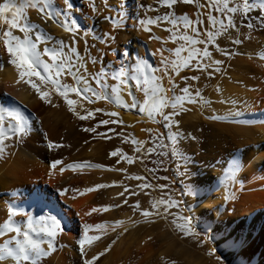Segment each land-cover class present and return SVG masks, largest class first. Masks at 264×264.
Masks as SVG:
<instances>
[{"label": "rangeland", "instance_id": "rangeland-1", "mask_svg": "<svg viewBox=\"0 0 264 264\" xmlns=\"http://www.w3.org/2000/svg\"><path fill=\"white\" fill-rule=\"evenodd\" d=\"M90 1L95 3L96 5L95 12L92 10L91 7H89ZM156 2H158V5H155L156 10L151 12L152 16H150L151 13L149 15L150 18H153V20H155L157 16L162 18L166 13L169 12H171L176 17L187 14L190 19H195L199 14L201 15L202 19H204V24L202 25L203 28H207V25L210 27L206 19V9L198 8V4L204 3L202 0H193V3L191 4L177 3L173 5L172 9H166V7H164L165 4L162 3L161 0H156ZM160 3L164 6H162ZM52 4L54 8L63 9L67 7V5L65 4V0H52ZM72 4V14L81 26V30L76 34L75 37H73L72 32H65L64 28L61 27V24H58L55 21L48 20L46 17H43L41 13L36 9L27 10L26 15L34 26L39 27L40 33L50 36L52 40H63L66 44H70L72 43L71 41L75 39L77 42L76 46L82 58V63L86 65L89 73H95L99 71L100 68L104 65L108 66L110 69L119 68L122 64H124L125 66H131L132 58H130V56L129 58H126L123 55V49L119 48L112 55H109L111 53V49L108 47V44L102 43L100 41V37H102L105 32H109L114 37L115 31L117 32L122 28L128 27L127 24V26L124 25L125 27L123 26L122 28L121 26L113 28L111 23L104 19V17L106 16H111L109 12V10H112L111 8H113L115 12L128 10L129 12H131V14H133L132 17L134 20L136 17L146 19L144 18L146 17V5L144 4V0H72ZM163 7L164 9H162ZM157 9L159 10L157 11ZM85 10H88L86 12L87 14L84 13ZM106 11H108V13ZM213 14L215 15L216 13L213 12ZM8 15L10 17V14ZM87 21H89V24H87ZM168 23L169 22H165L163 19L155 22V24L158 25L159 28L161 26L165 27V29L163 27L165 31L161 29L162 34L165 36L166 39H168L169 37L170 40L168 39V43L169 41L170 43L168 44V48L170 50H174L179 47L182 42L178 40L173 41L171 39V32L169 31V29H172L173 26ZM6 29L7 25L3 22V18H0V33H2ZM85 29H87V35H85ZM130 29L125 28L127 42L132 41L130 45V51L132 52L135 47L133 40L137 44H141L142 40L144 41L147 39L144 38V35H142L141 32L137 31V28H134L132 30ZM13 31L15 35L22 36V34L18 31ZM180 31L181 33H183L184 29L181 27ZM145 32V36H147L148 40H151L152 37L150 35V32ZM235 37L241 40L240 45H235L232 43V40ZM240 37L235 35L231 40H227L226 38H224L220 42L221 48L219 47L218 50L215 49L216 47L214 45L209 46V50L212 51L213 57L215 58L216 56V58H219V61H221V70L219 72H213L212 76L209 77L207 72L202 73L200 71L182 69L180 72L181 76H179L178 79L179 86L181 88L185 86L184 81L180 78L182 76H200L201 80L199 81H188V83L193 85V89L199 88L200 91L201 88H203L204 86L208 88L213 78H216L215 74H217V76L220 75L219 78H223L224 75L229 72V68L233 66V63L236 62L234 61L235 58L240 55L243 56L242 51L245 49L244 46L247 45L246 43H248V39L245 40L246 38ZM69 38L73 39L69 41ZM0 40V68L11 67L13 65L8 62L10 58L7 54V50L2 42V39ZM97 45L100 48L98 47L97 49ZM242 45L244 46L242 47ZM44 46L45 45L42 43L40 45V49L42 50ZM170 46L172 48H170ZM203 47L204 45L201 46V48ZM224 49L230 51L232 55L226 56L223 52ZM93 50H95L96 52ZM168 53L171 56V61L173 60V58H176L174 54L171 55L170 52H167V54ZM181 55L182 57H184L187 55V52H184ZM45 59H47V57H45ZM93 59L96 60L95 64L92 63ZM151 64L156 65L153 62ZM15 70L17 69L15 68ZM224 70L226 72H224ZM208 71H211V69H209ZM223 72L225 74L222 77ZM27 79L28 77H25V80ZM32 79L39 83L37 78L33 77ZM108 81V84H110L112 79H109ZM62 82L74 84L71 77H64L62 79ZM18 83L19 86H21L20 91H22L23 95H25V98H27L24 99L25 101H23L22 103L23 108L21 113L32 121V128L30 134L28 135L29 137L27 136L23 139L24 142H17L15 138L12 140H5V145H7V147L4 151L5 154L3 153V156L11 153L15 154L18 148L24 149V145L27 142H32L33 144L35 143L34 145L36 147H38L37 151L39 152V154L43 153L44 155H48L53 158L49 160L50 162H48V164H51V162L57 159L62 160V164L58 165V167L60 169L63 165L66 174L70 176V182H66L65 184L61 185V187L57 186V183H46V185H43L41 180L35 179L37 180V190L41 191L40 193L42 194V199L38 203H34V205L29 208L31 210L25 209V212H28L34 216H38L42 213H48L49 211L54 215L64 213L66 210L70 212L69 201H71L73 196H78L81 190L83 191L85 188L94 187L95 185L99 184L109 185L106 188L98 189L96 191L84 194L85 196L92 194L90 204L96 200L97 205L95 204L94 207H97L99 205L98 208H100L101 211L96 212V216L102 218L103 221L106 220V222L110 220V222H107L105 224V226H107L108 228L104 225H101L102 229H115L114 231L109 230V233L107 231L102 230L101 232L100 230L96 231V234L100 236V240L93 243L90 247L89 245L85 246L88 257H91L92 255L103 251L105 248H108L109 245H111L108 251L109 254H111V249L113 246L117 245V249H119V254L113 259H111L108 252H106L103 257H100L97 261H95V264H103L104 262L106 264H230L227 262L223 252L218 249V247L213 245L210 237L208 236L204 228L200 227L197 223H194V221H192L193 227L191 233L181 231L179 228L176 227V224L173 223L174 215L172 214H182L183 216H190V212L188 211L189 201L186 200V197L183 196L181 193L185 188H188L187 176L192 174L193 171V165L190 162L191 160L194 161L197 166L200 164L199 166L202 165L204 167V165L209 164V166L212 167L214 171H216V173L218 172V174L220 175L221 172H219V167H222L224 165L223 163L229 160V155L235 154L239 149V144L235 142V136L231 133L227 135L221 134L214 127V124H230L229 126L234 127H238L240 126V124L235 125V122L231 120L219 121L209 119L210 114H205L207 112L204 110H199V112L197 111L196 115L197 118H200H198L199 120L197 118H193V120L192 118H190V116L193 114V111L196 110H192V108L190 107L187 108V106L186 108L188 109V111L181 114V116L177 118L179 120L178 130L180 132V136L177 140L180 157L177 158L171 155L173 144L171 141L167 140V130L162 126V124L153 123L152 121L148 120L147 117L146 121L143 122L142 120L137 118L139 114L135 109L121 108V106L119 107L118 105H114V102H109L105 100H97L95 103H88L87 100H84L74 94H71L69 98L77 101V103L73 106L76 108L77 113L81 115L85 114L84 109L93 111L94 113V118H89L87 120L81 121L78 118L77 114H74L73 112L69 111L68 105L64 102L63 98L58 95V93L52 90L51 85L41 86L42 89L48 90L50 92L49 99L51 100V103H46L45 101H42L39 98V95L29 84L25 83L23 80L20 79ZM134 83L135 82L132 81V84L136 90V85H134ZM205 84H207L208 86ZM0 85L3 86L4 83L1 82ZM92 87L96 88L94 83H92ZM97 90L99 91V89ZM177 93L179 94L178 89ZM89 95H91V93ZM96 109H103L104 111L96 112ZM109 111L117 112L119 114V119H121L120 115H125L129 113L137 120L135 119V122L133 121V123H130L128 125L119 123H113L109 125H98V122L100 120L117 119V117H109L108 115H106V113H109ZM166 111H171V109H166ZM201 113L203 114L201 115ZM184 116L186 118H184ZM186 119L189 120L187 121ZM145 124L155 126V129H153L154 131H147V129L152 128L146 127ZM246 125L247 124H245V126ZM135 126H138L139 130L142 131L141 133H143L142 137H144V143L142 145V148L145 151L148 148L153 147L154 143H157L155 136L156 132L158 131L163 137L162 142L168 146L169 155H158L157 153H160L162 151V149H160L159 147H156L155 152L152 154L142 155L140 152H135V146L131 142L133 139H135V134L133 132V128ZM242 126H244V123ZM85 127H96V133L84 132L82 129ZM252 127L253 125L250 124L246 126V128ZM173 130H176L175 127ZM97 133H99V135ZM116 133H121V135L117 136ZM193 137H195V139H193ZM49 141L53 143H59L62 145V147H60L59 149H49ZM230 141H234L235 143L231 144ZM231 145L235 146L232 147L231 150L229 149L227 151L226 148ZM117 150L122 151L128 156L137 158L136 162L133 165H129L122 160L118 162L116 157L110 158L109 154L112 151ZM6 151L9 152L6 153ZM0 158L2 159V156ZM77 162H90L91 164H99L103 167L94 168L85 166L77 168L75 170L67 169V164ZM202 163H204V165ZM113 169H123L126 171ZM151 169H155V171H151ZM134 176H143L146 178V180L137 181L136 179L131 178ZM144 182L149 183L151 187L143 190L136 187L137 184ZM161 185H164L166 187L161 188ZM65 188L70 190L65 196H59L57 190ZM77 188L80 191H75L77 190ZM125 188H128L129 191L125 192V194L121 196L120 193L124 192ZM133 192L137 194L132 195L131 193ZM84 195H81V197H84ZM169 197L182 202L179 208L173 207L169 209V213L172 214L164 213L163 207L160 206L158 203L161 199L167 200ZM5 200L8 201L7 199ZM125 200H127V204L124 203ZM6 201H1L0 203ZM137 202H139V209H135L133 207L137 204ZM108 204L109 206H112V208L109 207L110 210L103 211V208L105 206H108ZM16 205L14 206L20 209V206L17 203ZM91 205L93 206L94 203H92ZM115 205L121 206L115 207ZM5 206H0V223H3L8 217L9 206ZM154 206L160 208L161 215L157 216L154 214L149 217H144L141 215V210L153 211ZM117 212H122L124 215L126 213V215L128 216L127 219L131 222V225L124 231H119L120 229L117 228H119L120 225L118 226L114 224L115 221L120 220L118 219L120 217L118 215L119 213ZM114 213L117 214L115 215ZM106 214H111L113 216H110L109 218L106 217ZM114 215L115 218H113ZM20 219L23 220L24 217H18V220ZM66 219L70 223V225L67 226L66 224H64V229L68 230L69 232H72L74 235L77 236L78 239H81L83 236V225L80 223L79 219H71L67 215ZM181 222L182 221L177 220V223ZM2 240V237H0V242ZM113 241H115V243H112ZM56 245L57 246L55 251L52 252L53 257L55 255L57 256V254H59V252L61 251L60 247L62 244L56 240ZM76 247L75 250L73 249L69 253L71 254V263L69 264H83V260L85 257L80 255L81 253L79 254V251ZM250 255L248 256L247 263L245 264H254V262L256 261L257 252L255 249ZM52 256L51 258L49 256L46 257L43 264H55L56 261L52 258ZM217 257H220V259L217 260ZM52 260H54L55 262ZM251 260L255 261L252 262Z\"/></svg>", "mask_w": 264, "mask_h": 264}, {"label": "snow or ice", "instance_id": "snow-or-ice-1", "mask_svg": "<svg viewBox=\"0 0 264 264\" xmlns=\"http://www.w3.org/2000/svg\"><path fill=\"white\" fill-rule=\"evenodd\" d=\"M161 2L168 9H172L173 5L177 3L191 4L193 0H161ZM65 4L67 7L60 9L53 7L52 0H19V2L18 0H3V3H0V18H3V22L7 25V29L0 33V39H2L10 58L8 62L19 71L20 80L29 84L39 95V98L46 103H51L49 99L50 92L43 90L41 86L51 85L52 90L58 93L68 105L69 111L77 114L81 121L94 118V113L87 109H84L85 114L83 115L77 113L76 108L73 107L77 101L69 98L71 94L87 100L88 103L105 100L114 102L126 109H137L140 114L146 115L148 120L153 123L162 124L167 130L166 138L173 144L171 155L177 158L180 157L177 145V140L180 136L178 130L179 120L177 118L188 111L185 107L186 104H197L203 100V96L199 88L193 89V85L188 83V81H199L201 79L200 76L180 77L185 85L182 88L176 83L175 77L180 76L182 69L195 70L202 73L207 72L209 77L212 76L213 72H219L221 70V61L213 59V53L209 50V46L215 45L219 36H230V30H235L239 35L236 22L237 16L240 17L241 26L254 29L257 25L253 23L251 13L259 11L260 15L255 19L259 22V28L264 29V0H205V3L198 4V8H208L206 19L210 25L209 28L202 27L204 19L199 14L195 19H190L187 14L176 17L171 12L166 13L162 18L157 16L155 20L152 18L146 20L136 17V23L132 25L134 28L138 25L153 24L161 19L165 22H170L173 26L172 29H169L171 39L182 42L176 49L168 50L170 54H174L176 57L172 61H169L167 57L163 56L164 49L158 50L161 53V64L168 78L169 86L165 88L162 84L163 77L155 75V73L160 71V68L140 58H137L138 62L131 66L122 64L119 68L110 69L104 65L99 71L89 73L86 65L82 63L75 39H73L71 44H66L63 40H52L50 36L40 33L39 27L34 26L26 15L28 9H36L43 17L61 24L65 32H72L73 37H75L81 30V26L72 14V0H65ZM89 7L94 12L96 11L95 3L90 2ZM213 12L216 14L214 15ZM8 14H10V17ZM104 19L109 21L113 28L119 27L120 24L127 26V21L120 12H117L114 16H106ZM245 21H247L246 24ZM181 27L184 29L183 33L180 32ZM13 30L18 31L22 36L15 35ZM84 31L85 35H87V29ZM144 31H149V29L145 27ZM113 39L115 37L109 32H105L100 37L101 42L105 44H107L108 40ZM42 43L45 46L41 50L40 45ZM232 43L240 45L241 40L236 38L232 40ZM197 45H204V47L198 48ZM184 52H187V55L182 57L181 54ZM224 54L226 56L232 55L228 50H224ZM123 55L127 57L126 52ZM261 58L264 59V56ZM92 63L95 64L96 60L93 59ZM169 64H171V72L175 75L168 73ZM209 69L211 71H208ZM25 77H28V79L25 80ZM33 77L37 78L39 83L34 81L32 79ZM64 77H71L74 84L62 82ZM109 79L125 84L130 80L134 81L136 90L144 94L145 100L143 104L138 107L131 87H129L128 95L132 97V103L126 104L121 99L119 85H109L107 82ZM92 83L96 85V88L92 87ZM177 89L179 90V94L177 93ZM90 93L91 95H89ZM167 93H171V95L169 96ZM204 103H209V101L205 100ZM166 109H171V111H166ZM95 111L103 112L104 110L96 109ZM106 115L109 117H117V119L100 120L98 125L124 123L122 119H119L117 112H109ZM209 119L227 121L233 118L214 115L209 117ZM174 127L176 130H173ZM31 128L32 121L20 111L14 108L7 109L0 106V156L3 155L7 147L5 140L15 138L17 142H21L30 134ZM82 130L86 133H96V127H85ZM147 131L153 132L154 130L147 129ZM97 134L99 135V133ZM116 135L119 136L121 133H116ZM155 139L157 143H154L153 147L148 148L146 151L142 148L144 141L133 139L131 142L135 146L134 151L140 152L142 155L154 153L156 147L162 149L160 153H157L158 155H169L168 146L162 142L163 137L158 131L156 132ZM48 147L49 149H59L62 145L49 141ZM109 155L110 158L116 157L118 162L122 160L129 165H133L137 159L128 156L120 150L112 151ZM61 164L62 160L57 159L51 162L50 167L54 170ZM85 166L94 168L103 167L102 165L91 164L90 162H77L66 165L67 169L71 170ZM239 167L240 163L238 162L228 173L232 180H235L234 173L239 171ZM59 170L63 173L65 168L61 167ZM113 170L126 171L123 169ZM151 171H155V169H151ZM131 178L137 181L146 180L143 176H134ZM108 186L105 184L95 185L94 187L85 188L80 194L84 195ZM136 187L143 190L151 187V185L144 182L137 184ZM160 187L163 188L166 186L161 185ZM57 191L59 196H65L69 189L65 188ZM75 191L80 190L77 189ZM128 191L129 189L125 188V191L121 192L120 195L123 196ZM131 194L136 195L137 193L133 192ZM181 194L187 196L195 193L193 189L185 188ZM234 195V192L226 189V200L233 199ZM73 199H75V196H73ZM124 203L127 204V200ZM158 203L163 207L164 213L172 214L169 213V209L173 207L179 208L182 202L169 197L167 200L161 199ZM120 206L115 205V207ZM109 207L112 206L104 207L103 211H108ZM133 207L139 209V202ZM98 211H101V209L93 207L86 215ZM188 211L191 212L192 209L189 207ZM154 214L157 216L161 215L159 207L154 206L153 211L141 210V215L144 217H149ZM172 215H174L173 223L176 224L177 228L186 233L192 232L193 225L191 216H183L182 214ZM16 217H26V219L16 220L14 219ZM177 220L182 222L177 223ZM114 224L119 225L121 221H115ZM101 227L100 224H83V238L79 240V251L85 257L83 264H95V261L103 257L111 247L109 245L103 251L88 257L85 245H89L90 247L93 243L100 240L99 235H90L89 232L94 228L99 230ZM63 231L61 220L50 211L34 216L10 204L7 219L3 223H0V237H7L0 243V264H43L45 258L55 251L57 237ZM112 243H115V241ZM219 259L220 257H217V260Z\"/></svg>", "mask_w": 264, "mask_h": 264}, {"label": "bare ground", "instance_id": "bare-ground-1", "mask_svg": "<svg viewBox=\"0 0 264 264\" xmlns=\"http://www.w3.org/2000/svg\"><path fill=\"white\" fill-rule=\"evenodd\" d=\"M202 1L205 3V0ZM158 2H156V0H144V4L146 5L145 6L146 17L144 18H146V20L150 18V16H152L151 12L156 10L155 5ZM0 3H3V0H0ZM161 5L164 6L163 4ZM164 7L162 9H164ZM111 9L112 10H109L110 15L111 16L116 15L117 12H115L113 8ZM205 9L208 12L207 10L208 8L205 7ZM158 10L159 9H157V11ZM87 11L85 10L84 13H86ZM106 12L108 13V11ZM119 12L125 17L128 24V27H125L124 24H120L121 28L124 26L126 29L127 28L128 29L131 28L130 30L134 29L132 28V25L136 21L132 17L133 14H131V12H129L128 10L119 11ZM259 15H260L259 11H255L251 13V16L253 18V23L257 25L254 29H249L245 26H241L240 18L236 17L239 35L235 30H230V36L224 35L217 39L216 44L214 45L216 47L215 49L217 50L219 47L221 48L220 42L224 38H226L227 40H231L235 35H237L238 37L241 36L240 38H246L245 40L248 39L247 40L248 43H246L247 44L246 46L242 45V47L243 46L245 47V49L242 51L243 56L241 55L237 57L235 56L236 58L234 61L236 62H234L233 66L229 68V72L225 74L224 72L226 71L224 70V72L222 73V77L225 74L223 78H219L220 75L217 76V74H215L216 78L215 79L213 78L212 81L210 80L211 81L210 85L209 86L207 85L209 83L205 84L208 86V88L209 87L210 88L208 89L205 86L201 88L203 100H201L197 104H186L185 106V107L188 106L187 108L189 107L192 108V110L193 109L196 110L193 111V114L190 116V118L192 119L197 118L196 115L197 111L199 112V110H204L207 112L205 114L208 115L210 114L211 116L214 115L229 116L230 118H233L230 119L231 121H236L235 125L240 124V126L238 127L229 126L230 124L228 125L217 124V123L214 124V127L221 134L223 135H227L229 133L233 134L236 138V141L235 140L234 141L239 144V149L235 154H232L233 153L232 152L231 153L232 155H229V160H227L226 162L224 161L225 162L223 163L224 165L222 164L223 166L219 167L220 170L219 169L218 170L219 172H221L222 174V175L220 174L221 176L218 174V172L216 173V171H214V169L210 167L209 164L204 165V163H202L204 167L202 165L199 166L200 164L197 166V164H195V162L191 160L190 162L193 165V171L192 174L187 176L188 177L187 183H188V188L193 189L195 194H190L185 196L186 200L189 201L188 208L190 207L192 209V211L190 212L192 221H194V223H197L200 227L205 229L213 245L218 247V249H220L223 252L227 262L230 264L247 263L248 256L252 253L254 249L257 252V257H256V261L255 260L253 261L251 260V261L252 262L255 261L254 264H264V59L261 58L262 56H264V29L259 28L258 26L259 22L256 21L255 19ZM246 23L247 21H245V24ZM87 24H89V21H87ZM168 24L171 23L169 22ZM145 27L149 29L150 35L152 37L151 40H148L147 36H145L146 33L144 31ZM163 27L161 26L159 28V26L156 25L155 23L145 24L142 26L138 25L137 27H135L138 29L136 30L141 32L142 35H144V38H146L147 40L144 41L142 40L141 44H137L133 40L135 47L132 52L130 51V45L132 41L127 42L125 28H122L117 32L115 31L114 32L115 39L108 40L107 44L108 47L111 49V53L109 55H112L117 49L121 48L124 51L123 53L125 52L127 53L126 58H129V56L130 58H132L131 59L132 65L138 62L137 58H140L141 60L146 62L155 63L156 66L160 68V71L155 73V75L163 77L162 84L165 88H167L169 86L168 78L167 75H165L163 65L161 64V53L160 51H158L160 49H164L165 51L163 52V56L167 57L168 60L171 61L170 60L171 56L169 55V53L167 54V52H169L168 50H170L168 48V44L170 43V41L168 43L169 37L168 39H166L165 36L162 34V30L165 31L164 30L165 27L164 29ZM207 28H209L208 25ZM72 39L69 38V41ZM201 46L202 45H197L198 48H201ZM98 47L99 46L97 45V49ZM170 48L172 47L170 46ZM174 59L176 58H173V60ZM213 59L219 60V58H216V56L215 58L213 57ZM167 71L169 74L175 75L174 73L171 72V65H169ZM18 72L19 71L15 70L13 66L0 68V83L1 82L4 83L3 86L0 85V106H3L4 108L7 109L14 108L17 111L22 112V108H23L22 103L23 101H25L24 99L27 98H25L23 92L20 91L21 86H19L18 83L20 79ZM178 79L179 76H176L175 77L176 83H178ZM112 84L119 85L121 99L126 104L132 103V97L128 95L129 87H131V91L134 93L136 97L138 107L141 104H143L145 100L144 94L143 92H139L135 90L132 81L125 84L112 80L109 85ZM167 94L169 96L171 95V93H167ZM205 100L209 101V103H204ZM114 105L117 106V104ZM118 106L120 107L121 105ZM121 108L124 107L121 106ZM135 110L139 114L137 118L145 122L146 115L140 114L137 109ZM202 114L203 113H201V115ZM210 115L209 117H211ZM120 118L123 120L124 125H128L130 123H133V121L135 122L137 120L129 113L125 115H120ZM184 118L186 117L184 116ZM243 123L244 126H242ZM245 124L253 125V127L246 128L247 125L245 126ZM146 127L155 129L154 128L155 126L149 124H147ZM133 132L135 134L134 135L135 139L143 141L144 139V137H142L143 133H141L142 131L139 130L138 126H135L133 128ZM234 141H230V143L233 144L235 143ZM34 144L32 142L31 143L27 142L24 145V149L18 148L15 154L11 153L5 156L2 155V159L0 158V202L6 201L5 199L8 200L6 202L0 203V206H5V205L9 206L10 204L16 205L17 203L20 206V210L26 211L25 209L31 208L32 205H34V203H38L42 199V194L40 193L41 191L37 190L38 189L36 183L37 180L35 179L41 180L43 185H46V183L47 184L57 183V186L60 187L66 182H70L69 181L70 176L67 175L65 171L61 173L58 166L54 170L51 169L50 167L51 164H48V162H50L49 160L53 158L48 155H44L43 153L39 154V152L37 151L38 147H36ZM234 146L231 145L228 148H226V150L227 151L229 149L231 150V148ZM8 152L6 151V153ZM238 162L240 163L239 171L234 173L235 180H232L231 177L228 175V173L232 170L233 166H235ZM217 175H219L220 177ZM226 189L234 192L235 195L233 199L231 200L225 199ZM78 196H75V199H73L72 197L71 201H69L70 212L66 210L65 211L66 213L64 212L56 215L63 223L62 224L63 229H64L63 226L64 224H66L67 226L70 225V223L66 219V215L69 216L71 219L72 218L79 219L82 225L84 223H91L93 225L100 224L105 226L107 222H110V220L106 222V220L103 221L102 218L97 217L95 214L96 212L91 213L90 215H86V213H89L91 208H93L95 204L97 205L96 200L92 202L94 203L93 206L91 205L92 203L90 204L92 199L91 198L92 194L87 196L84 195V197H81V195L78 194ZM97 207H99V205ZM117 213H119L118 215L120 218L118 219H120L119 221H121V224H119L120 226L118 225L119 228L117 229H120L119 231H124L126 228H128L131 225V222L130 220L127 219L128 216L126 215V213L125 215L122 212H121L122 214L120 212ZM115 215L113 218H115ZM110 216L112 217L113 215L106 214V217L110 218ZM14 219L18 220V217ZM24 219H26V217H24ZM107 228L102 229L101 227V229L99 230L100 232L101 230L107 232L109 230L110 231L112 230V228L110 229ZM99 230L94 228L90 230L89 233L90 235H95L96 231ZM2 239H4V237H2ZM79 240L80 239H78L77 236L74 235L72 232H69L68 230L64 229V231L61 234H59L57 237V241H59L62 244L60 247L61 251L59 252L58 250L59 254H57V256L56 255L54 256L56 258H54L51 254L52 258L56 261V263L59 264L71 263V254L69 253L73 249L75 250L76 246H77L76 248L79 251ZM2 242L3 240L0 243ZM111 250H112L111 254H109V252L108 254L110 255L111 259H113L119 254L118 251L119 249H117V245H116L113 246ZM51 256L49 257L51 258Z\"/></svg>", "mask_w": 264, "mask_h": 264}]
</instances>
